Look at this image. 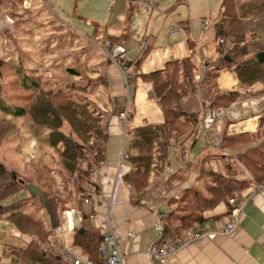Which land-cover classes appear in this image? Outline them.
<instances>
[{
	"label": "crops",
	"instance_id": "crops-1",
	"mask_svg": "<svg viewBox=\"0 0 264 264\" xmlns=\"http://www.w3.org/2000/svg\"><path fill=\"white\" fill-rule=\"evenodd\" d=\"M99 1L106 12L100 19L102 21L95 22L93 17L87 19L88 23L95 24L96 34L110 38L114 45L123 46L126 53L135 46L131 52L138 48L134 59L125 58L124 53L118 61L137 59L143 41L148 36L152 40L136 72L132 73L129 89L123 85L119 66L111 62L109 56L106 58L100 52L101 56L98 53L90 59L91 54L86 53L88 50L80 54L84 56L83 64H87L94 79L85 84L80 80L78 88L73 89L69 84L65 89L72 98L83 97L84 102H89L90 109L102 118L108 133L106 158L94 170V185H86L87 192L92 194L85 197L90 199V203L81 201L84 192L77 193L72 205L80 202V208L63 205L57 220L45 204H41L40 217L52 229V236L49 237L51 252L59 255L62 236L69 231L66 234L68 245L83 253L72 243V227L76 218L82 220L80 211H93L91 221L99 231L104 232L102 224L106 220H111L116 227L121 237L120 250L125 264H264V186L253 189L241 201L238 225L231 234L196 240L160 262H152L147 254L150 244L161 237L155 229L157 216L168 207L172 208L164 219L165 236L168 238L196 232L206 225L212 230H219L231 217L235 205L230 199L197 210L187 208L185 196L193 191L210 200V188L216 183L205 174L210 169L218 170L216 163H221L210 159V156L219 153L235 155L236 151L249 145L238 150L223 148V137L246 133L253 138L258 133L263 118L264 95L249 96L246 93L249 90L240 85L233 67H225L218 72L214 80L216 88L220 91L237 89L245 95L231 104L229 114L216 120L207 132L202 129V121L205 113L212 108L206 100V74L221 65L222 52L230 45L229 39L216 37L214 23L223 14L239 17L245 32L252 35L251 42L264 45V10H260L264 0H109L107 6L106 0ZM194 13L198 14V23L193 22ZM207 19L210 24L203 29L202 22ZM175 28L176 32L172 33ZM219 40L224 41L221 43ZM95 45L100 49L103 41H95ZM186 58L193 65V80L190 82L185 78L181 66L179 83L182 89L178 92L182 99L177 108L189 114L196 113L199 123L191 135H176L174 132L167 139L161 135L154 142L148 183L142 191L144 195L139 197L128 179V174L134 171L130 158L137 154L131 149V142L138 128L147 126L158 130L156 127L166 121L149 74L165 70L170 62H182ZM76 93H79L78 96ZM248 100H254L253 105ZM126 107L131 111L128 121L124 122L121 114ZM187 119L185 116L180 118L182 126H193ZM124 151L129 157L122 160ZM121 161L124 162L122 167ZM26 190L19 197H26L28 191L40 193L34 185H28ZM190 213H197L203 221H194L190 227L183 228L181 217ZM60 223L64 231L56 233ZM131 231L135 234L134 238L127 237ZM31 240V236L22 233L13 223L0 219V259L7 246L26 249ZM62 261L69 264L64 257Z\"/></svg>",
	"mask_w": 264,
	"mask_h": 264
},
{
	"label": "trees",
	"instance_id": "trees-1",
	"mask_svg": "<svg viewBox=\"0 0 264 264\" xmlns=\"http://www.w3.org/2000/svg\"><path fill=\"white\" fill-rule=\"evenodd\" d=\"M261 9L264 10V3ZM240 19L223 14L214 23L216 37L229 39L230 45L222 52L221 65L214 67L205 77L206 100L212 108L229 107L245 95L237 89L220 91L216 88L214 80L218 72L225 67L234 68L240 85L249 90L246 92L249 96L264 95V45L251 42L252 35L245 32ZM145 53L146 51L133 61H127L131 65V73L136 72ZM10 59H0V122H11L15 126V118H23L35 131H48L35 136L43 138V142L38 143V150L47 147L48 151L52 150L53 159L50 163H45L42 157L37 155L23 171L20 160L15 165L14 161L7 163L3 156L0 157V219L8 220L22 233L32 237L26 249L7 246L0 264H68L62 261L63 256L60 253L56 255L50 250L52 245L49 237L52 236V229L40 217L42 200L45 199L49 211L57 220L60 204L72 207L76 194L80 192H84L81 196L83 202L85 197H91L92 194L87 192L86 185H94V170L105 161L108 133L101 117L95 116L88 104L71 99L66 90H63V94L60 91L41 90L36 76H28V68L21 64L12 66ZM10 66L13 69H9ZM181 66L183 75L191 82L193 65L188 58L182 62H170L165 70L149 74L154 83V92L163 106L166 121L156 127L158 130L147 126L138 128L131 142V149L136 150L137 154L130 158L134 171L127 176L139 197L144 195L142 191L148 183L154 142L158 141L161 135L167 139L174 132L176 135H191L199 123L196 113L189 114L177 108L182 99L178 92L182 89V84L179 83ZM32 70L29 68V72ZM69 71L76 73L71 68ZM130 82L131 79L129 84ZM12 91L17 95L26 94L29 100L27 99L26 104H19L13 98L10 99ZM215 93L217 95L214 97ZM262 113L260 128L253 138L246 133L222 138L223 148L238 150L246 144L249 145L236 151L235 155L225 156L219 153L210 156V159L221 162L220 165L216 163L218 170L210 169L205 174L211 176L216 183L210 188L212 198L206 200L196 192L190 191L185 196L187 208L201 210L221 201H229L234 186L248 181L253 174L264 183V108ZM183 116L188 118L187 121L192 122L193 126L183 127L180 122ZM11 123L2 129L0 141L6 133L14 129ZM61 143L63 147L59 146ZM161 147L164 150L163 142ZM91 154L94 155L92 160ZM28 185H34L40 193L33 194L28 191L26 197H19L23 191H27ZM36 203L38 204L35 205ZM75 206L80 208V202L77 205L74 203L73 207ZM33 207H36L37 211H33ZM80 212L81 225L74 228L72 243L81 248L83 254L91 260L98 262L103 233L91 221L93 211ZM197 220L202 222L203 218L197 213H190L181 217L180 221L183 228H188Z\"/></svg>",
	"mask_w": 264,
	"mask_h": 264
},
{
	"label": "rangeland",
	"instance_id": "rangeland-1",
	"mask_svg": "<svg viewBox=\"0 0 264 264\" xmlns=\"http://www.w3.org/2000/svg\"><path fill=\"white\" fill-rule=\"evenodd\" d=\"M100 3L99 0H45L43 2L0 0V59L11 58L12 66L21 64L28 68L27 75L36 76L35 78L40 82L41 90L45 92L60 91L62 94L63 90H66L68 97L79 103L88 104L90 109L89 102H84L83 97L72 98L65 87L71 84L73 89L78 88L80 80L85 84L94 79L91 77L92 72L88 71L87 64H83L84 56L80 54L88 50L86 53L91 54L90 59L95 58L98 53L100 56L101 53L106 55L107 58L115 46L114 41L110 38L96 34L94 23L87 22V19L91 17L95 22L102 21L100 19H103L106 12L105 7L99 5ZM108 3L109 0H106V6ZM212 13L216 15V13ZM197 15L194 13V23L199 22V19L196 18ZM134 38L136 39L135 36ZM98 40L103 41L101 50L99 46L95 45V41ZM137 51L138 48L131 53L125 52V58L134 59ZM87 58L88 56L85 57V59ZM108 58L115 63L110 56ZM29 68L33 70L29 72ZM69 68L79 74H72ZM9 69H13V67L10 66ZM9 97L19 104H26L27 99L29 100V96L27 97L26 94L17 95L14 91ZM95 116L98 115L95 113ZM10 123L0 122V134H2V129ZM14 123L15 126L11 123L14 129L6 133L0 141V157L3 156L7 163L14 161L15 165L20 160L23 171L37 155L42 157L45 163H50L53 159L52 150L48 151L44 146L43 150L39 151L38 143L43 142L41 141L43 138L35 136L43 135L48 131L41 129L35 131L23 118H15ZM102 124L104 125L103 122ZM59 146L63 147V144L61 143ZM93 156V154L90 155V160L93 159ZM262 186L264 183L253 174L248 181L234 186L229 199L235 206H239L248 193ZM42 203L48 210L50 209L45 199L42 200ZM61 208L60 204L59 211ZM33 211H37V208L33 207ZM80 225L81 222L77 226ZM47 226L50 227L49 224ZM66 234H64L65 238H67Z\"/></svg>",
	"mask_w": 264,
	"mask_h": 264
},
{
	"label": "built area",
	"instance_id": "built-area-1",
	"mask_svg": "<svg viewBox=\"0 0 264 264\" xmlns=\"http://www.w3.org/2000/svg\"><path fill=\"white\" fill-rule=\"evenodd\" d=\"M210 24V20H204L202 22V28L205 29ZM1 26V24H0ZM177 28L172 30V33L176 32ZM151 36H148L142 44V50L139 56H141L151 45ZM224 40H219V42H223ZM125 48L123 46L115 45L111 49L109 56L114 60V62L119 66V69L122 74L123 84L127 89H129V81L132 78L131 73V65L128 64L126 61H118L120 55L125 53ZM254 100H248L250 105H253ZM130 108L126 107V109L122 112L121 118L124 122H127L130 116ZM229 108L228 107H219V108H211L209 109L203 118L202 121V129L207 132L211 129L213 123L228 115ZM129 157L127 152H123L122 160H125ZM121 167L123 166L124 162H120ZM119 177H122V174L119 173ZM85 203H90L89 198L84 199ZM240 210L241 205L235 206L234 209L231 211V217L228 219L227 222L219 229V230H212L206 225L204 228L196 231V232H188L185 235H181L176 238H168L165 236V223L164 219L166 218L167 214L172 211L171 207H168L166 211H163L158 214L157 222L155 225V229L161 234V237L157 240L153 241L148 250L147 254L152 262H160L165 260L176 253H178L182 248L186 247L187 245L191 244L192 242L202 239V238H214L217 234H231L234 232L238 225V221L240 218ZM81 222V218H76V223L73 224L72 229H74L78 223ZM104 228L103 239L99 246V255L100 261L95 262L91 260L87 255L78 252L72 249L67 242L64 234H68L69 231H65L62 236V244L60 247L61 255L69 262V264H125L124 256L120 250V243L121 237L117 232L116 227L112 223L111 220H106L102 224ZM63 229L61 226L56 228V233H63ZM134 232H128L127 237L134 238ZM65 238V240H64Z\"/></svg>",
	"mask_w": 264,
	"mask_h": 264
}]
</instances>
